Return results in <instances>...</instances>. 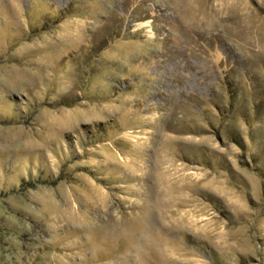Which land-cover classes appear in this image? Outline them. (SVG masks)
<instances>
[{"label":"rangeland","instance_id":"obj_1","mask_svg":"<svg viewBox=\"0 0 264 264\" xmlns=\"http://www.w3.org/2000/svg\"><path fill=\"white\" fill-rule=\"evenodd\" d=\"M0 264H264V0H0Z\"/></svg>","mask_w":264,"mask_h":264}]
</instances>
